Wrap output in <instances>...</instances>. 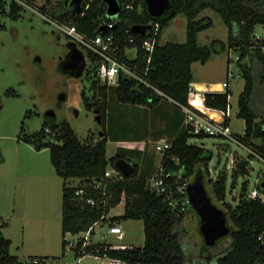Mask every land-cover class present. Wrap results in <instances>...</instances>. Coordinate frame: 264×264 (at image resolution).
I'll use <instances>...</instances> for the list:
<instances>
[{
    "label": "trees",
    "instance_id": "obj_1",
    "mask_svg": "<svg viewBox=\"0 0 264 264\" xmlns=\"http://www.w3.org/2000/svg\"><path fill=\"white\" fill-rule=\"evenodd\" d=\"M21 1L35 7L41 14L68 23L86 38H94L102 24L112 21L106 16L103 0H81V12L77 15L68 11L53 12L48 2L36 7L33 0H0V18L6 16L11 21H18L25 10ZM125 1L131 3L133 9H120L114 27L103 35L113 37L117 57L128 67H136L148 85L120 77L117 86H107L95 75L99 59L86 52L88 67L85 81L91 95L87 96L84 89L81 100L86 111L94 110L100 118L101 138L95 140L90 133L85 141H81L66 121L58 125L45 121L40 131L33 135L26 134L22 124L18 140L37 152L48 149L50 164L62 180L61 256L52 257V260L58 261L64 257L67 246L64 236L67 233L74 235L84 232L102 218L111 224L142 221L143 245L115 249L109 244L98 243L86 247L84 253L71 249L75 258L97 255L127 264H187L189 256L183 240V223L187 212H192L190 207L187 206L188 209L181 213L165 201L164 195L152 192L148 178L139 173L136 164L132 165L133 171L129 176H122L119 180L105 178V172L114 168L115 161H130L120 149L114 157L106 156L108 139L105 126L109 93L118 103L130 106L152 107L161 100H167L178 107L184 116L182 108L189 107L188 94L193 83L192 64L205 65L212 54L235 52L239 75L244 80L243 89L238 95L236 117L244 122V130L241 134L233 132V137L250 153L247 157L234 154L229 191L234 189L239 178L249 176L250 162L256 160V155L264 158V40L255 36V28L264 27V0H169L165 17L159 20L150 17L144 0ZM204 10H210L220 17L227 28L225 42L214 40L209 46L198 44V33L213 25L210 17H199ZM180 15L186 19L185 42L160 44L165 28ZM155 24L158 25L157 31ZM132 27H140L144 31L132 32ZM4 29L0 24V30ZM148 38L155 39V46L145 70L141 44ZM127 49L136 51L134 59H129L125 54ZM229 62L228 58L226 64ZM230 93V88L220 93H205V107L225 113L230 107ZM225 125H230V118L225 119ZM209 137L202 133L195 134L192 129L182 125V130L169 139L171 147L161 154L160 168L172 174L170 180L174 186L181 181L190 180L191 183L196 177H201L211 202L225 215L229 229L225 239H228L229 245L215 257V264H264V204L260 200L246 198L249 190L246 181L240 185L234 203L226 202V170L218 172L214 179L210 178L208 166L213 158L212 152L190 142L192 138ZM2 160L0 155V164ZM257 188L264 194V187L259 185ZM81 189L83 194L79 196L76 193ZM88 199L93 201V205L87 203ZM121 202L124 204L122 215L109 216L110 211ZM5 225L0 220V264H16L20 258L10 254L11 241L1 232ZM27 259L50 260L49 257Z\"/></svg>",
    "mask_w": 264,
    "mask_h": 264
},
{
    "label": "rangeland",
    "instance_id": "obj_2",
    "mask_svg": "<svg viewBox=\"0 0 264 264\" xmlns=\"http://www.w3.org/2000/svg\"><path fill=\"white\" fill-rule=\"evenodd\" d=\"M36 7L50 4L53 12L68 11L76 14V10L81 8V4L76 2L81 0H33ZM74 2V4H73ZM81 12V11H80ZM80 14V13H79ZM77 15V14H76ZM207 16L212 20V27L202 31L197 35V42L200 46H209L214 40L226 41L227 28L222 23L220 17L210 10H204L199 17ZM0 24L4 30H0V197L10 199L17 196L18 177L21 174V164H31L37 162L39 165L50 166L48 149L39 152L28 144L19 141L21 126L24 125V132L28 135L36 134L42 128L48 111H52L55 125L66 121L70 124L81 141H85L90 133L95 140L101 138V126L96 122L94 110H85L81 100V92L85 89V94L90 96L88 84L85 81V71L79 77H75L73 72L62 70V65L68 61L70 48L68 40L59 34L56 28L45 21L39 14L30 9H25L18 21H11L6 16L0 18ZM186 19L183 15L177 16L163 31L160 44L167 42H185ZM255 35H259L264 40V31L258 26L255 28ZM79 48V47H78ZM85 57V68L88 65L86 52L79 48ZM129 59L133 58L132 52H126ZM264 53V50H263ZM237 54L233 51H224L219 54H212L210 60L205 65L194 63L191 67L194 81L212 83H223L226 77V61L228 58L235 59ZM242 61V63H244ZM236 63V61H233ZM86 70V69H85ZM232 71L234 79H230L229 114L231 129L238 134L244 130V122L236 117L238 107V95L241 93L244 80L239 75V69L234 65ZM210 87V86H208ZM195 88L199 90L200 85ZM64 94L65 99L59 102V95ZM108 97V108L110 118L106 119L105 131L110 135L121 133L122 125L125 122L138 123L143 120L142 116L127 114L124 110L112 111L113 98ZM140 124V122L138 123ZM143 133V129L127 132L128 136H137ZM191 144L202 146L212 152L213 158L208 166L210 178H215L221 170H226L228 174L226 202L233 204L237 198L240 185L243 181L248 183V188L264 180V167L256 160L250 162L249 176L239 178L236 187L229 191L230 171L234 166V154L239 157H247L248 152L236 147L233 143L220 138H192ZM116 144L108 142L106 145V156L112 158L117 152ZM148 152L157 154L154 145H149ZM38 153V154H37ZM14 170H17L14 175ZM76 184V182H74ZM190 183V180L189 182ZM15 185V187H14ZM207 185V184H206ZM207 187V186H205ZM209 189V188H208ZM6 203V201H5ZM123 202L114 210L111 216H119L123 212ZM60 210V218L50 224L42 232V240H33L22 253L21 228L19 221L10 222L7 234L13 238V245L10 254L19 255L20 259L37 258L39 256L49 257L46 264H76L70 246H66L63 258L52 260V257L61 256V200L57 203ZM8 222V221H7ZM9 224V223H8ZM122 230V239L106 234L105 229L100 230L105 235V242L111 246H133L140 247L144 242L143 223L140 220H128L119 224ZM184 226V244L189 256L187 264H212L215 257L227 249L228 239H222L212 249H205L203 253L202 238L199 232V222L193 212H187ZM54 228V229H53ZM105 228V227H104ZM54 231V232H53ZM204 254L206 257H201ZM212 259L211 262L209 260ZM80 264H113L108 259H96L93 256H84Z\"/></svg>",
    "mask_w": 264,
    "mask_h": 264
},
{
    "label": "built area",
    "instance_id": "obj_3",
    "mask_svg": "<svg viewBox=\"0 0 264 264\" xmlns=\"http://www.w3.org/2000/svg\"><path fill=\"white\" fill-rule=\"evenodd\" d=\"M120 9L132 10L133 5L131 3H126L125 0H114ZM20 4L25 9H30L33 12L39 14L45 21L52 24L59 34H62L66 37L69 43L73 44L78 50L81 48L84 52H90L94 56L99 59V65L95 68L96 69V77L102 83L106 84L109 87H115L118 85V79L120 77L123 78H131L137 80L144 85H148L146 81L139 75L137 72L136 67L130 68L125 63H123L116 55L117 53V45L113 42V37L110 35H103L108 29H112L114 27V22L117 20L118 15L114 18H110L112 21L108 24H102L101 28H104L103 32L99 31L94 38H86L79 34L75 27L69 25L66 22H60L59 20L52 18L48 15H44L39 13V11L32 6L25 4L24 2H20ZM158 30V25L155 24V31ZM264 31V30H263ZM257 39L261 38L259 35H255ZM155 46V39L148 38L145 39L142 44V50L144 51L143 60L146 63L145 70L148 69V65L150 62V57L153 53ZM79 47V48H78ZM264 50V47L262 48ZM132 52L133 58H135L136 51L133 50H126V52ZM230 62L226 64V77L225 81L221 84L223 92L226 88L230 86V79H234L235 75L232 71V67L236 65L238 56L235 59L229 58ZM236 61V63H233ZM88 65L86 66V68ZM207 92H212L210 89H205L204 91H198L194 85H190V91L188 94V106L187 108H182L184 113V121L183 126L188 127L193 130L195 134H206L210 137L214 138H222L230 143H233L236 147H241L243 149L244 146L240 145L237 140L233 137V131L230 125H225V119L231 118L229 114V108L227 111L221 112L217 110H212L204 105V94ZM220 93V92H219ZM216 115V116H215ZM48 132V129L45 130ZM49 141H53L49 139ZM171 147V142L169 140H163L157 142L155 144V149L159 154H162L167 149ZM246 150V149H245ZM250 153L248 150H246ZM256 161H258L264 167V158L259 157L256 155ZM171 173L164 172L161 168L150 178H148V186L150 190L156 194L164 195L165 201L173 208L178 209L179 212H185L188 208V200H187V187L189 183L187 180L179 182L177 185H173L171 182ZM122 174L116 170L108 169L105 172V178L112 179V180H119L122 178ZM264 183V180L257 185H253L252 189L248 190L246 198L251 200H260L264 204V194L257 188V186ZM77 195H82L83 190H79ZM87 203L93 205V201L91 199L87 200ZM105 227V228H104ZM106 231V234L110 236H115L118 240L122 239V230L118 223H109L102 219L95 222L88 230L84 232H80L77 234H70L67 233L64 236V240L67 246H70V249H78L80 253H84L86 247L98 244V243H106L105 242V235L100 232V230ZM107 244V243H106ZM112 248H119V249H131V246L125 247L122 245L119 246H112ZM87 256V255H84ZM83 256V257H84ZM93 256L96 259H108L113 264H127L121 260L109 259V258H102L97 255H89ZM75 258V257H74ZM82 257L76 258V264H80ZM49 260H38V259H19L16 264H46ZM60 264V263H59Z\"/></svg>",
    "mask_w": 264,
    "mask_h": 264
},
{
    "label": "crops",
    "instance_id": "obj_4",
    "mask_svg": "<svg viewBox=\"0 0 264 264\" xmlns=\"http://www.w3.org/2000/svg\"><path fill=\"white\" fill-rule=\"evenodd\" d=\"M260 27L264 30L263 26ZM196 84L203 85L206 90L210 89L212 92H223L222 83H212L208 85L210 86L208 88L205 82L193 80L192 85L195 86ZM214 85H219L220 90H213L211 86ZM113 101L111 112L124 110L127 114L142 116L143 120L139 121L140 124H138L139 122L123 123V129L119 134L110 135L107 133L108 142L115 143L117 149L122 150L130 160L129 163L131 165L136 164L139 167V173L150 178L160 168L161 154H150L148 152L149 145L155 146L157 142L169 140L177 135L182 130L184 116L178 107L167 100H161L152 107L124 105L118 103L114 98ZM109 110L107 108L106 119L111 116ZM141 127L143 129L141 135L131 137L126 135L129 131L141 130ZM21 166L23 168L20 169L21 174L18 177V192L16 193L18 197H10V199L0 197V220L6 224L1 232L5 238L11 241V246L13 245V238L6 231L11 220L19 221L22 232L20 249L25 254L24 250L27 249L28 244L30 245L33 240H42L44 229L60 218L57 203L60 202L62 197V180L55 172L44 165H39L37 162L21 164ZM16 171L14 170V175ZM111 212L112 210L109 216H111ZM15 256L18 258L23 257V255L22 257ZM44 257L48 256L45 255Z\"/></svg>",
    "mask_w": 264,
    "mask_h": 264
},
{
    "label": "water",
    "instance_id": "obj_5",
    "mask_svg": "<svg viewBox=\"0 0 264 264\" xmlns=\"http://www.w3.org/2000/svg\"><path fill=\"white\" fill-rule=\"evenodd\" d=\"M146 4L147 13L154 20L163 19L169 7V0H144ZM106 5V16L114 18L119 14V8L114 0H103ZM74 4V2H73ZM81 4L80 1L76 2ZM81 8L76 10L79 14ZM100 32L104 28H100ZM132 32L144 31L140 27H132ZM70 53L68 61L62 65V70L66 72H73L75 77H79L82 71H85V57L73 44L69 43ZM59 102L65 99L64 94L59 95ZM46 119L52 122L55 115L52 111H48L45 115ZM96 122L100 124V118L96 116ZM114 168L118 170L123 176H129L132 171V165L125 159H118L115 161ZM264 187V183L261 184ZM188 206L196 215L199 222V232L202 238L204 248H212L218 244L221 239H224L229 234V229L226 224L225 215L211 202L204 187L203 179L196 177L187 187ZM215 264V263H212Z\"/></svg>",
    "mask_w": 264,
    "mask_h": 264
},
{
    "label": "bare ground",
    "instance_id": "obj_6",
    "mask_svg": "<svg viewBox=\"0 0 264 264\" xmlns=\"http://www.w3.org/2000/svg\"><path fill=\"white\" fill-rule=\"evenodd\" d=\"M211 87H212L213 90H220V86L219 85H216V86L214 85V86H211ZM204 89H205L204 86L200 85L199 91H204Z\"/></svg>",
    "mask_w": 264,
    "mask_h": 264
},
{
    "label": "flooded vegetation",
    "instance_id": "obj_7",
    "mask_svg": "<svg viewBox=\"0 0 264 264\" xmlns=\"http://www.w3.org/2000/svg\"><path fill=\"white\" fill-rule=\"evenodd\" d=\"M212 248H213V247H212ZM212 248H209V249H212ZM204 250H205V248H203V250L201 251V253L205 252ZM200 256H201V257H206L204 254H200Z\"/></svg>",
    "mask_w": 264,
    "mask_h": 264
}]
</instances>
